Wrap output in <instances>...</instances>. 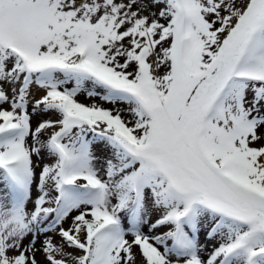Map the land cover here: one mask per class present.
Listing matches in <instances>:
<instances>
[{
  "label": "snow or ice",
  "instance_id": "6c2138e0",
  "mask_svg": "<svg viewBox=\"0 0 264 264\" xmlns=\"http://www.w3.org/2000/svg\"><path fill=\"white\" fill-rule=\"evenodd\" d=\"M0 264H264V0H0Z\"/></svg>",
  "mask_w": 264,
  "mask_h": 264
},
{
  "label": "rangeland",
  "instance_id": "374dc122",
  "mask_svg": "<svg viewBox=\"0 0 264 264\" xmlns=\"http://www.w3.org/2000/svg\"><path fill=\"white\" fill-rule=\"evenodd\" d=\"M209 247H211V245H209Z\"/></svg>",
  "mask_w": 264,
  "mask_h": 264
}]
</instances>
